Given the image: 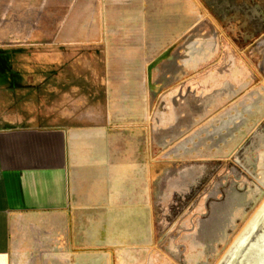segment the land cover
<instances>
[{"label":"crops","instance_id":"0c3cea01","mask_svg":"<svg viewBox=\"0 0 264 264\" xmlns=\"http://www.w3.org/2000/svg\"><path fill=\"white\" fill-rule=\"evenodd\" d=\"M201 5L0 0V38L9 55L18 54L0 63V264H175L174 248L197 252L199 261L206 238L221 242L219 214L229 215L240 198L232 187L225 191L224 211L210 188L215 201L209 222L198 218L199 201L179 222L189 230L157 234L156 217L172 209L169 173L182 175L171 168L199 158L194 67L204 70L199 79L205 116L217 114L221 129L228 122H222L227 111L212 113L209 102L219 93L222 106L226 91L219 67L224 59L218 60L223 45L197 43L193 50L188 42L193 24L205 19ZM19 47L44 53L38 60L21 58L14 50ZM47 47L87 51L72 63L78 95L64 93L58 104L28 112L19 91L30 87L32 64L48 67ZM208 119L209 163L216 157L214 122Z\"/></svg>","mask_w":264,"mask_h":264},{"label":"rangeland","instance_id":"374dc122","mask_svg":"<svg viewBox=\"0 0 264 264\" xmlns=\"http://www.w3.org/2000/svg\"><path fill=\"white\" fill-rule=\"evenodd\" d=\"M197 1L204 6L205 19L193 24L188 42L193 46V50L197 43L223 45L218 60L224 59L219 67L226 76V91H223L224 94L222 93L220 98L223 100L222 106L218 103L219 93L214 92L213 97L216 98L212 97L209 102L212 103V113L220 107H223L221 112L227 111L222 122H228L227 126L221 129L217 114L205 116L206 108L202 99L205 92L199 79L204 70L194 67L192 75L195 82L192 89L196 97L195 119L199 133V158L193 160V164L184 159L177 168H171L172 171H182V175L175 178L174 174L169 173V176L172 175L169 177V207L172 209L164 217H156L157 220L160 218L157 234L164 235V232L168 233L171 229L173 236H176L179 231L183 233L189 230V224L183 226L179 222L190 216L189 211L193 210V206L199 201L202 202L203 209L198 218L209 222L210 206L212 201H215V196H210V188H216L219 201L217 207L224 211L227 206L221 204L226 201L225 191L232 187L240 198L235 199V209H231L229 215L219 214L221 242L210 243L212 238H206V243L200 246L204 253L201 255L200 252L199 255L200 258L204 256V259L199 261L197 252H186L187 247L174 248L177 250L175 264H258L259 255L264 253V0ZM49 35L48 38L53 37V32H49ZM4 41L0 38V63L18 57V54L14 57L9 55L12 50L5 48ZM46 49L49 57L48 67L46 68V64H32L30 71L33 78L29 81L30 87L19 91V103L28 109V112L38 113L42 105L58 104L64 93L73 94V98L78 95L77 91V94L73 93L77 87V78L76 67L72 65L75 55H87V51H76L74 48H64V51L50 47ZM14 50L20 52L21 58L29 55L33 60H38L39 54L44 53L37 48L19 47ZM192 57L194 58V55ZM39 67L43 68V76L36 75ZM41 79H44L43 85L40 84ZM88 80L87 77L82 78L85 84L89 83ZM180 103L171 102L170 105L179 110L182 108ZM168 109L164 103V110ZM207 119L214 122V140L211 143H214L213 153L216 157L209 163L207 156L210 155L211 149L207 153L204 147L205 137L211 135L204 132ZM226 154L229 157L224 158ZM175 189L185 194L174 195L172 190ZM165 206L164 200V208ZM163 235L160 237L162 242ZM260 247H263L262 250ZM188 252L190 261L187 263L184 261L188 256L185 253Z\"/></svg>","mask_w":264,"mask_h":264},{"label":"bare ground","instance_id":"6f19581e","mask_svg":"<svg viewBox=\"0 0 264 264\" xmlns=\"http://www.w3.org/2000/svg\"><path fill=\"white\" fill-rule=\"evenodd\" d=\"M251 236V235H250ZM249 236V237H250ZM262 236H263V234H262ZM245 237H247V236H245ZM248 237V238H249ZM245 239V238H244ZM264 239V238H263ZM259 240V239H258ZM260 240H262V239H260ZM246 241V240H245ZM254 242V241H253ZM246 243V242H245ZM244 243V244H245ZM258 243V242H257ZM252 244V243H251ZM253 244H255V243H253ZM243 247V246H242ZM256 248V247H255ZM262 248L263 247H260V249L262 250ZM250 250H252V249H250ZM241 252V251H240ZM247 254V253H246ZM245 257V256H244ZM249 257V256H248ZM253 258V257H252ZM246 259H244V261H245ZM230 261V260H229ZM242 263V262H241ZM249 263H251V262H249ZM247 264V263H246ZM258 264H264V253L262 254V255H259V258H258Z\"/></svg>","mask_w":264,"mask_h":264}]
</instances>
